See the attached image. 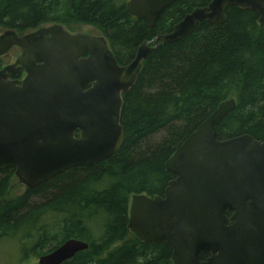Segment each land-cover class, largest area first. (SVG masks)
Masks as SVG:
<instances>
[{
  "label": "water",
  "instance_id": "water-1",
  "mask_svg": "<svg viewBox=\"0 0 264 264\" xmlns=\"http://www.w3.org/2000/svg\"><path fill=\"white\" fill-rule=\"evenodd\" d=\"M178 1L129 0L126 9L152 29ZM208 1L169 34L145 42L124 66L101 32L71 33L58 24L23 36L1 33L0 57L22 48L16 64L27 75L19 83L0 72V170L14 168L19 182L33 189L109 159L125 140L123 97L152 49L192 35L205 21L222 25L231 6L255 11L264 29V0ZM236 107L235 99L222 102L167 161L175 179L164 196L131 197V233L142 242L167 243L173 264H264V141L247 134L220 140L217 130ZM88 248L69 239L38 264H62ZM204 254L210 256L203 260Z\"/></svg>",
  "mask_w": 264,
  "mask_h": 264
},
{
  "label": "trees",
  "instance_id": "trees-1",
  "mask_svg": "<svg viewBox=\"0 0 264 264\" xmlns=\"http://www.w3.org/2000/svg\"><path fill=\"white\" fill-rule=\"evenodd\" d=\"M128 1L0 0V27L25 33L51 22L66 29L91 25L127 65L145 42L169 34L207 2L180 0L149 29L127 12ZM258 19L250 9L227 7L222 25L205 21L192 35L152 49L123 97L125 140L109 159L73 168L18 197L12 194L14 168L0 171V240L39 226V257L69 239L89 244L62 264H173L167 243L142 242L131 233V197L164 195L174 178L166 162L224 101L235 99L237 107L219 125L220 139L247 134L264 141V29ZM59 216L62 223L51 235L47 222L56 224Z\"/></svg>",
  "mask_w": 264,
  "mask_h": 264
},
{
  "label": "rangeland",
  "instance_id": "rangeland-1",
  "mask_svg": "<svg viewBox=\"0 0 264 264\" xmlns=\"http://www.w3.org/2000/svg\"><path fill=\"white\" fill-rule=\"evenodd\" d=\"M79 29V30H78ZM69 31H77L82 33H97L100 32L95 27L88 25V26H73ZM6 31L5 29L0 27V33ZM16 58L14 57L5 58L3 57L1 61L4 63L13 62ZM159 138H157L158 140ZM12 194L16 197L23 195L26 192V186L19 182L18 178L16 177L15 173L13 175L12 181ZM37 201L36 203H39ZM56 215H50L49 221L55 220ZM47 222L50 227L48 228V232L51 235L56 233V229L58 225H61V216H59L57 223ZM39 226H35L32 228H23L20 230L19 234L16 236L5 237L0 240V264H38L39 255H36L37 248L35 247L36 243L39 240ZM33 250V251H32ZM44 249V251H46Z\"/></svg>",
  "mask_w": 264,
  "mask_h": 264
},
{
  "label": "flooded vegetation",
  "instance_id": "flooded-vegetation-1",
  "mask_svg": "<svg viewBox=\"0 0 264 264\" xmlns=\"http://www.w3.org/2000/svg\"><path fill=\"white\" fill-rule=\"evenodd\" d=\"M209 4V1L207 0V2L205 3V5H204V7L205 6H207ZM238 7V6H237ZM227 8V7H226ZM240 8V7H239ZM244 9V8H243ZM251 10V9H250ZM252 11V10H251ZM253 12H255V11H253ZM225 16H226V10H225ZM259 16V15H258ZM258 21H259V19H258ZM143 22V21H142ZM54 25H58V24H56V23H48V24H44V25H41V26H39V27H37V28H35V29H31V30H28V31H26L25 33H18L17 31V34L19 35V36H23V35H26V34H30V33H35V32H39V31H44L45 29H47V28H50V27H52V26H54ZM75 26H88V25H83V24H78V25H75ZM68 30V29H67ZM79 30V29H78ZM78 30L77 31H69V32H71V33H79L78 32ZM7 31V30H6ZM1 34V33H0ZM43 34V33H42ZM92 34V33H91ZM22 52H23V50H22V48H20V47H17V46H14L13 48H11L10 50H9V52L7 53V54H5V55H3L2 57H0V72L1 71H5V73L7 74V76H8V79L9 80H11V81H18L19 83H21L24 79H25V77H26V75H27V70H26V68L25 67H23V66H21V65H19V64H16V62H17V60H18V58L22 55ZM16 55V58H15V60L13 61V62H8V63H4L3 61H1V59L3 58V57H5V58H9V57H14ZM120 65V64H119ZM121 66H124V65H121ZM213 114V113H212ZM211 114V115H212ZM210 115V116H211ZM209 116V117H210ZM208 117V118H209ZM207 118V119H208ZM206 119V120H207ZM205 120V121H206ZM204 121V122H205ZM219 127V126H218ZM218 127H217V130H218ZM198 129V128H197ZM195 132V131H194ZM193 132V133H194ZM80 133V132H79ZM192 133V134H193ZM77 134V133H76ZM191 134V135H192ZM190 135V136H191ZM246 135V134H245ZM189 136V137H190ZM77 137V136H76ZM80 137V136H79ZM78 137V138H79ZM188 137V138H189ZM187 138V139H188ZM220 138V137H219ZM235 138V137H234ZM186 139V140H187ZM229 139H231V138H229ZM185 140V141H186ZM220 140H226V139H220ZM184 141V142H185ZM183 142V143H184ZM182 143V144H183ZM181 147V146H180ZM179 147V148H180ZM178 148V149H179ZM177 149V150H178ZM176 150V151H177ZM172 157V156H171ZM170 159V158H169ZM167 163V162H166ZM10 169V168H9ZM5 170V169H4ZM0 171H2V170H0ZM14 173H15V169H14ZM173 175V174H172ZM174 176V175H173ZM175 179V176H174V178L172 179V180H174ZM171 180V181H172ZM170 181V182H171ZM169 185V184H168ZM27 189V188H26ZM137 195H141V194H137ZM143 195V194H142ZM144 195H146V194H144ZM134 196V195H133ZM148 196V195H147ZM156 196H164V195H156ZM156 196H154V197H156ZM149 197H151V196H149ZM228 215H232L231 213H229ZM150 243V242H149ZM156 244V243H155ZM205 255V254H204ZM207 255H209V254H207ZM203 256V255H202ZM210 256V255H209ZM208 256V257H209ZM207 257V258H208ZM206 258V259H207ZM203 259V258H202ZM203 260H205V259H203Z\"/></svg>",
  "mask_w": 264,
  "mask_h": 264
}]
</instances>
